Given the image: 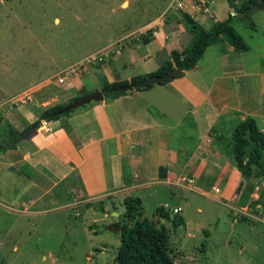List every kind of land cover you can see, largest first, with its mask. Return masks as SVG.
<instances>
[{"label":"crops","instance_id":"obj_1","mask_svg":"<svg viewBox=\"0 0 264 264\" xmlns=\"http://www.w3.org/2000/svg\"><path fill=\"white\" fill-rule=\"evenodd\" d=\"M198 1L186 0L184 8H179L174 0H167L162 11L150 16L120 52L102 65L67 74L62 82L59 76L86 52L69 62L54 52L48 61L36 60L40 71L35 77L30 74L29 82L13 89L0 85V143L31 125L46 107L65 102L82 90L89 93L106 83L129 81L157 70L173 50H185L194 38L183 13L205 29L234 14L227 0H203L205 12L196 8ZM242 1L237 0L238 5ZM260 12L263 27L264 11ZM255 14L241 18L249 25L253 21V29L259 27ZM146 31L150 34L144 40L141 35ZM114 41L109 38L108 44ZM248 46L243 51L224 40L212 44L180 76L82 105L58 120L47 121L14 148L0 153L4 236L11 232L14 216L16 220L35 218L52 207L74 210L76 216L93 209V223L107 221V229L119 232L111 225L120 222L115 220L125 210L126 196L141 199L139 219L149 223L171 219L167 211L161 217L158 207L168 197L178 198L172 208H180V212L173 216H182L180 225L186 226L187 192L209 196L221 208L225 206L222 211L233 226L237 222L264 224V182L248 189V178L236 167L231 139L235 125L248 115L256 118L264 132V50L254 55ZM45 62L52 65L47 68ZM64 63L67 65L62 66ZM20 98L27 99L14 102ZM216 187L219 192L214 191ZM146 201L156 209L150 221L143 215ZM99 210L101 218L96 216ZM238 210L245 213L244 218L236 216ZM197 211L201 212L199 206ZM89 228L93 234L97 232ZM187 236L194 237L189 232ZM96 249L104 251L103 247Z\"/></svg>","mask_w":264,"mask_h":264},{"label":"rangeland","instance_id":"obj_2","mask_svg":"<svg viewBox=\"0 0 264 264\" xmlns=\"http://www.w3.org/2000/svg\"><path fill=\"white\" fill-rule=\"evenodd\" d=\"M128 1L129 4L123 0H0V85L13 89L29 82V75L33 73L35 77L40 71L36 60L48 61L54 52L69 62L78 53L86 52L88 56L116 41L125 44L126 38L131 41V36L167 3ZM254 11L259 27L253 29L249 22L238 19L235 28L256 55L264 50V23L262 27L259 18L264 9ZM123 32L128 33L124 38ZM109 38L116 41L108 44ZM45 65L49 68L52 64ZM186 194V226L172 224V206L178 198L168 197L166 202L170 208L165 210L171 219L166 218L164 223L171 235L170 253L175 264H264V224L237 222L233 226L227 212L223 213L225 206L221 208L209 196ZM262 196L264 199V191ZM92 211L87 209L82 216H76L74 210L52 207L35 218L16 220L14 216L12 230L6 236L2 233L5 216L0 212V264H114L120 234L107 229V221L93 223ZM155 211L146 201L144 217L150 221ZM96 216L102 217L100 210ZM90 226L97 231L95 234ZM188 232L194 237L187 236Z\"/></svg>","mask_w":264,"mask_h":264},{"label":"trees","instance_id":"obj_3","mask_svg":"<svg viewBox=\"0 0 264 264\" xmlns=\"http://www.w3.org/2000/svg\"><path fill=\"white\" fill-rule=\"evenodd\" d=\"M227 1L229 6L234 10V14H228L227 18L223 20L214 21L208 29L203 28L188 13H183L185 24L194 35L189 46L181 52L173 50L170 59L164 65L147 75L134 76L129 81L123 80L116 83L104 84L100 88L104 97L108 98L125 93L115 90L119 85L128 82L137 83L146 76L162 74L173 67L180 69L181 75L183 70L193 68L197 64L208 46L222 40L235 49L248 50L249 46L237 32L235 23L243 17L250 19L251 13L255 10V5L259 0H243L239 5L237 0ZM250 25L255 28L253 21L250 22ZM149 34L146 31V33L141 35V38L147 40ZM87 93V91L82 90L65 102L46 107L38 119L33 121L31 125L14 134L9 141L0 143V153L14 148L16 144L12 147H6L5 144L17 138L38 121L42 119L55 121L72 112L73 110L53 116V113L66 103L78 99ZM231 139L236 167L248 178V189L252 191L256 186L264 182V132L258 127L256 118L248 115L235 125L232 130ZM262 201V207L264 208V200ZM124 207V212L119 216L121 221L116 225L120 234V244L116 249L113 259L114 264H175L174 258L170 253L171 235L165 223H161L159 219L157 225L149 223L146 220H140L139 216L142 205L141 199L137 196H126L124 198ZM158 211L159 215L163 218L168 215L163 207H158ZM242 217L244 218L245 216ZM182 223V216H173L172 224L174 227Z\"/></svg>","mask_w":264,"mask_h":264},{"label":"water","instance_id":"obj_4","mask_svg":"<svg viewBox=\"0 0 264 264\" xmlns=\"http://www.w3.org/2000/svg\"><path fill=\"white\" fill-rule=\"evenodd\" d=\"M264 9V0H259L258 3L255 5V10H261ZM181 70L178 69L177 67H173L169 71H166L162 74H155V75H150L146 76L143 79H141L137 83H132L128 82L126 84L119 85L115 88V90L120 91V92H126V91H132V90H138L141 88H146L150 85L165 82L174 76L180 75ZM104 95L101 90L97 89L92 92H89L85 94L84 96L75 99L71 102L66 103L63 107L58 109L53 113V116L61 115L64 113H67L73 109H76L78 107H81L82 105H87L92 102H97L103 100ZM47 123V119H42L38 121L35 125L30 126L25 132H23L21 135H19L17 138L14 140L8 142L5 144L6 147H12L15 144L21 142L22 140L26 139L29 135H31L33 132H35L40 126L44 125ZM114 215L118 216V213L115 212L113 213ZM114 230L117 229L116 226L113 227ZM114 259V256H113Z\"/></svg>","mask_w":264,"mask_h":264},{"label":"built area","instance_id":"obj_5","mask_svg":"<svg viewBox=\"0 0 264 264\" xmlns=\"http://www.w3.org/2000/svg\"><path fill=\"white\" fill-rule=\"evenodd\" d=\"M177 3V7L179 8H184V2L186 0H174ZM196 8L198 10H202V11H206L207 8L205 6V2L203 0L198 1V3H196ZM130 42L129 37L126 38V43ZM124 44H122L121 42H114L112 44H110L109 46L101 49L100 51H97L95 53L89 54L88 56H86L83 60L79 61L78 63H76L75 65H73L72 67L68 68L67 70L64 71V76H59L58 81L62 82L64 80V78H66V75L71 73V72H80L81 70L87 71L88 69L92 68V67H96L97 65H102L103 63H105L108 59H110V57H112L114 54L120 52V50L122 49ZM24 98H20L17 99L15 102H23ZM2 105L0 104V117L2 115ZM189 181H191L190 179H188ZM215 192H219V188H214ZM163 208L164 209H169L170 205L168 203L163 204ZM172 212L174 214H177L180 212V208H172ZM243 214H245L242 210H238L236 212V216L239 218L241 217Z\"/></svg>","mask_w":264,"mask_h":264}]
</instances>
